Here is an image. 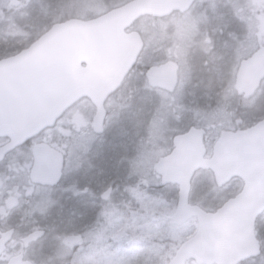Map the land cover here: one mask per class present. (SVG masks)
Listing matches in <instances>:
<instances>
[{"label": "rangeland", "instance_id": "1", "mask_svg": "<svg viewBox=\"0 0 264 264\" xmlns=\"http://www.w3.org/2000/svg\"><path fill=\"white\" fill-rule=\"evenodd\" d=\"M131 1L121 0L110 6L101 0H83L72 11L78 17L72 19L90 20ZM205 2L206 5L218 4L215 0L203 1L190 14L175 15L166 22L151 26L140 22L134 27L133 30L147 40L139 64L147 68L159 67L167 62L177 64V90L174 94L153 90L144 73L134 70L122 90L106 105L110 116L102 143L112 140L115 145L108 143V146L115 147L116 151L118 149V153L106 154L107 146L102 147L100 177L105 184V179L110 177L120 181L116 184L118 188L106 205L97 208L96 219L86 224V238L77 255H71L73 258L67 260V253L57 244V248L52 247V264H63L66 260L67 264H168L177 249L195 235L196 221L177 228L168 219L176 212L177 189L173 186L161 187L160 178L154 171L155 165L171 153L173 138L191 128L206 131V144L211 150L223 132H235L240 127L250 128L257 123L253 118L258 110L264 113V86L255 97L243 101L240 119L238 113L230 111L236 103L234 86L240 62L254 55L260 46L264 47V27L259 28V16L255 18L257 10H264V0H239L238 4V0H233L236 6L231 8L226 24L217 21L221 24L219 26L202 19L206 14ZM210 11L215 13L216 8ZM58 19V23H62L71 18ZM211 34L217 37L213 38ZM229 39H238L234 52L239 56L224 55L226 50L222 48V43L230 42ZM231 56L235 60L232 63L229 61ZM79 109H83L88 121L92 114L90 105L82 103ZM85 133L87 155L93 146V137L87 129ZM61 141L62 138L56 135L58 145ZM123 153L133 155V162L127 161ZM17 177V191L21 190L27 196L24 186L26 175L21 173ZM93 178L89 175L85 179L92 181ZM113 180L110 185L115 184ZM71 189L75 198L84 192L76 187ZM236 190V184L217 190L211 175L198 172L192 185L191 204L214 211L218 204L236 194ZM66 192L64 185L48 193L39 192L33 214L43 220L47 216L58 215L63 209ZM14 195L9 192L3 199L0 198L1 210L8 206L2 204L3 200L11 207L15 206L16 201L13 205L10 203V200H16L12 198ZM85 197L95 199L97 196L86 192ZM12 215L4 218V226L12 223ZM89 220L86 216L85 222ZM19 238L17 235L16 242ZM19 253V244L10 247L0 264H7ZM33 256L42 260L41 255L35 253Z\"/></svg>", "mask_w": 264, "mask_h": 264}, {"label": "water", "instance_id": "2", "mask_svg": "<svg viewBox=\"0 0 264 264\" xmlns=\"http://www.w3.org/2000/svg\"><path fill=\"white\" fill-rule=\"evenodd\" d=\"M199 0H133L92 20L71 19L56 24L19 54L0 60V139L10 144L0 149L4 157L53 128L70 108L88 99L96 109L94 133L104 132L105 104L133 71L144 49L141 35L129 32L142 18L166 19L187 13ZM148 84L175 93L178 67L169 62L149 68ZM264 82V50L240 63L235 92L251 98ZM205 131L191 128L173 139L174 150L155 166L161 186H176L178 201L169 220L182 227L196 219L198 231L185 242L169 264H242L261 254L256 221L264 214V120L238 132H224L206 159ZM38 147L30 179L45 187L59 186L64 169L61 153ZM199 171L213 174L221 189L233 179L244 183L242 192L215 213L190 204L192 181ZM108 190L103 200L112 195ZM14 231L0 232V260ZM44 236L26 238L27 248ZM80 237H69L65 245L78 246ZM8 264H31L23 255Z\"/></svg>", "mask_w": 264, "mask_h": 264}, {"label": "flooded vegetation", "instance_id": "3", "mask_svg": "<svg viewBox=\"0 0 264 264\" xmlns=\"http://www.w3.org/2000/svg\"><path fill=\"white\" fill-rule=\"evenodd\" d=\"M201 2L203 1H199L198 5H200ZM145 46L146 44L144 42V49ZM263 48V46H260L259 50ZM123 87L124 86H122L121 89L105 104L107 116L104 124V132L102 134L97 135L94 133V118L96 115V109L90 101L85 99L65 112L63 117L56 123L55 127L41 132L35 138L27 141L22 146L8 153L0 162V198L2 197L3 199L5 194L9 192L16 194L12 197L16 200H10L11 205L14 204L13 201H16L15 206L11 207L5 200H3L2 204L8 205L7 209H0V232L4 233L11 230L14 231L13 239L7 247V251L10 247L19 244L20 253L17 256L23 255L24 261L31 264H52L54 257V250H52V247L57 248L59 245H61L60 247L67 253V260L69 258L72 259L75 255H77V252L80 250V247L86 238V224H91L93 222L92 220L96 219L98 209H101L104 205H106L116 192L117 186L115 188L110 185V183H106L104 186L101 184L102 178L100 177V172L102 170L101 162L103 158L101 152L102 147L107 146L105 147L106 154L109 153L111 155L113 153H118V149L116 151L115 147H110V145L108 146V143H110L111 146L115 145L112 140H106L108 141L106 144H103L102 142L105 141L103 138L106 136L110 116V111L107 109L106 105L122 90ZM152 89L157 90L155 88ZM82 103H87L92 109L93 115H90L88 121L85 119L83 109H79ZM86 129L89 132H92L93 137V146L89 149L90 152L87 155H85L87 150L84 143L87 136L85 133ZM139 131L142 136V127L139 128ZM56 135L62 138L60 145L56 142ZM9 144V139H0V149ZM205 145L208 152L206 158H210L211 151L206 144V135ZM38 147H44L43 149L51 148L62 154L64 159V169L63 177L59 186L54 188L45 187L31 182L30 175L34 165L33 153ZM143 147L144 146H142L141 149H143ZM137 149H139V147ZM130 152L132 153L131 150ZM133 155H130V153L125 155L123 153L126 160L130 162H133L134 160ZM85 161L87 163H85ZM86 165L88 166V169ZM19 172L24 174V176L26 175V182L24 183V186L26 188L27 196L24 195L21 190L19 192L17 191V186L19 185V183H17V176L21 175ZM89 175L94 177L92 181H87L85 179ZM234 184L237 185V192L236 194L232 193L233 195L230 196L225 203L237 197L243 190L244 184L239 180L232 181L228 187L230 188ZM8 185V191L6 192ZM62 185H64L67 190L63 197L62 211L56 216L51 215L47 216L44 220L39 219L37 214H33L37 194L39 192L48 193L50 191L57 190ZM72 187L78 188L79 191L84 190V192L82 194L80 193L75 198L73 195L74 190L71 189ZM110 189L113 191L111 198L103 200V195ZM86 192H88V194L91 192L97 197H95V199H86ZM10 215H12L13 218L12 223L4 226L2 224L5 220L4 218L9 217ZM86 216L90 219L87 222H85ZM194 221L197 223V220ZM37 232H43L44 236L26 248L23 241L30 235ZM17 235H19L20 238L16 242ZM72 236L80 237L81 244L78 246L65 245L67 239ZM35 253L37 255H41L42 260L35 258L33 256ZM66 261H64L65 263L63 264H67L68 262ZM249 262L251 261H248L245 264ZM187 264L196 263L191 261Z\"/></svg>", "mask_w": 264, "mask_h": 264}, {"label": "trees", "instance_id": "4", "mask_svg": "<svg viewBox=\"0 0 264 264\" xmlns=\"http://www.w3.org/2000/svg\"><path fill=\"white\" fill-rule=\"evenodd\" d=\"M83 0H0V59L8 58L14 56L23 50L27 49L31 44H33L37 39H39L45 32H47L51 26L59 22L58 18L61 20L66 18L78 17L72 13L73 9L81 3ZM87 1V0H86ZM98 1V0H97ZM103 4H109L110 6L114 3H117L121 0H101ZM123 1V0H122ZM212 1V0H208ZM217 2V6L214 3H204L206 5L205 13L203 14L202 19L206 20L208 23L213 21V25H221L218 20L222 21V24L227 22L230 16L231 8L236 6L233 5V0H215ZM228 3V4H227ZM239 3V0L237 4ZM90 4H93L92 2ZM98 4V3H97ZM228 5V6H227ZM105 6V5H104ZM229 7V9H228ZM198 8V3L195 7L192 8V11H195ZM211 8H216L215 13H211ZM191 13V12H190ZM189 13V14H190ZM234 12L232 13V15ZM255 18H258V27H264V10L259 9L255 13ZM232 19V17H231ZM69 20V19H68ZM166 20H157L153 18H144L141 20L145 22V24L157 25ZM218 21V22H217ZM62 22V21H61ZM140 23V22H139ZM224 25V24H223ZM147 34V32L145 31ZM213 38L217 37L215 34H211ZM264 38V35H263ZM218 40V39H217ZM147 41V40H144ZM227 43H222V48L225 49L224 55L226 53L229 55H237L234 52L235 45L237 46L238 39L236 41H231ZM146 44V42H145ZM226 47V48H225ZM239 56V55H237ZM233 58L229 59L233 62ZM235 61V60H234ZM140 63V62H139ZM137 64L135 70L141 73L146 72L147 67L143 65ZM264 86V84H263ZM261 89H263L261 87ZM259 90V92L261 91ZM258 92V93H259ZM243 101H246L244 98H236V103L234 106L230 108V111H234L238 113L239 119L241 118V108ZM261 107V106H259ZM264 118V113L261 110H258V114L256 113L253 120L255 123L261 121ZM243 129V128H237ZM126 159V158H125ZM106 183H110L113 180L112 177L105 179ZM115 182L114 186L116 188V184H119L120 181L113 180ZM101 184H105V181L102 179ZM118 188V187H117ZM220 205L218 204L215 209H217ZM89 225V223H87ZM257 237L262 245V252L259 258L254 260L253 262H249L247 264H264V215L260 217L257 221Z\"/></svg>", "mask_w": 264, "mask_h": 264}]
</instances>
